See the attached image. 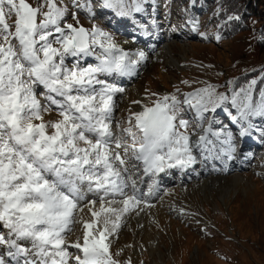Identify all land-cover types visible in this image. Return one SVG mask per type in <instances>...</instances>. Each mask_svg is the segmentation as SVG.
<instances>
[{
	"label": "snow or ice",
	"instance_id": "obj_1",
	"mask_svg": "<svg viewBox=\"0 0 264 264\" xmlns=\"http://www.w3.org/2000/svg\"><path fill=\"white\" fill-rule=\"evenodd\" d=\"M148 2L99 0V6L130 17L143 13ZM60 5L61 0H41L37 7L0 0V264H120L110 237L126 214L151 206L138 183L141 175L189 168L197 163L193 147L204 161L230 159L237 152L232 133L221 140V133L212 131L215 121L205 116L228 101L236 110L229 115L240 125L239 137L255 134L264 143V126L253 122L264 121V86L257 99L253 95L258 80L264 84V69L230 96L212 85L184 94L183 101L163 95L128 117L138 132L128 127L114 133V96L124 89L100 77L135 76L147 56L118 47L101 27L67 23L69 8ZM189 22L196 30L198 21ZM89 57L97 63L86 64ZM41 87L44 104L37 98ZM183 105L195 111L196 126L205 133L192 142L187 131L178 130L189 127L180 116ZM53 108L60 119L45 122L43 113ZM205 121L209 127L203 129ZM84 208L88 220L77 216ZM77 224L82 237L69 244L67 234Z\"/></svg>",
	"mask_w": 264,
	"mask_h": 264
},
{
	"label": "rangeland",
	"instance_id": "obj_2",
	"mask_svg": "<svg viewBox=\"0 0 264 264\" xmlns=\"http://www.w3.org/2000/svg\"><path fill=\"white\" fill-rule=\"evenodd\" d=\"M26 2L37 7L41 0H26ZM81 3L89 6L76 8L73 7L71 0H61L60 6L69 8L67 23L74 26L82 25L86 29H91L93 25L101 27L109 32L118 47L132 50L131 53L141 50L147 56L146 60L137 65L135 76L117 77L114 74L113 77H100L107 83H114L124 89L122 93H116L114 96V133L119 134L122 128L128 127H132L133 132H138L134 127V119L130 125L128 117L132 113L141 111L143 106H153L163 95L175 94L178 100L183 101L184 94L212 85L216 87L217 92H224L230 96L231 89L239 90L241 86H246L250 80L259 78L261 70L264 69V45L256 46L255 29L259 24L255 20L250 22L251 30L222 39L217 35L216 28L210 20L215 9L200 7L189 0H155L154 3L153 0H149L143 13H133L136 22L146 21L142 25L148 31L145 33L139 28H129L131 33H123L117 29V26H123L125 22L131 24L132 16H120L118 21L114 17L113 10L99 6V0H81ZM72 13H75V19ZM190 18L198 21L196 30H193L189 22ZM177 20L181 25L178 29L175 26ZM135 21L134 24H138ZM8 22L12 24L14 17L9 18ZM160 22L165 24L168 35L176 36L177 33L180 36L159 39L165 37L164 33V35L160 34L163 27L159 25ZM156 23L159 28L153 29ZM156 31L159 37L155 34ZM143 33L146 37L155 34V38H147L148 40L144 42L135 40ZM157 38L160 40L158 44L155 42ZM164 40L172 47L176 57L183 56L181 68L171 66L169 60L165 58L166 55L161 53L163 45L160 44ZM96 51L99 52L100 49L97 48ZM132 58L136 59L135 56ZM68 63L70 65L71 60ZM87 63L95 64L97 61L94 57H89ZM247 74L249 77L246 78ZM229 80L235 81L234 85H228ZM182 81L189 83L185 84ZM36 91L37 98L44 104L43 88ZM257 98L258 94L255 99ZM134 101L140 103H133ZM182 107L185 111L181 112L180 116L189 121V127L187 130L183 128L178 130L187 131L192 140L195 135H200L202 128L196 126L200 122L196 118L195 111L189 109L187 105ZM229 113L236 115V110L231 107L230 101L214 113H205L209 120L215 121L212 124V131L222 132L221 136L231 132L235 136L236 129L228 128V121H231L228 119ZM43 116L45 122L60 119L55 108L43 113ZM253 122L264 126V121L259 117L253 118ZM207 125V121L203 122V129ZM234 125L240 127L238 124ZM51 131L52 129L49 128V132ZM235 138L237 139V136ZM252 138L254 139L246 141L249 146L244 143L245 152L256 145L257 141H253L257 139L256 136L253 135ZM221 139L223 140L222 137ZM258 141L260 146L256 154L259 156L261 150H264V144L259 139ZM236 142L238 143V140ZM237 145L239 148L240 143ZM237 151L239 153V149ZM249 154L256 155L252 152ZM253 157L251 162L258 159ZM261 159L263 161L256 162L262 163L263 172L244 169L241 166L232 170L233 174H239L247 181L246 193H238L237 196L234 194L230 199H226L225 203H221L217 193H213L214 197L208 202H201L199 197L195 196L191 200L192 206L187 198L185 209L192 211L190 222L193 224H186L188 219L184 218V214L181 217V212H172V206L175 201L181 199L182 193L181 181H177V178L171 174L172 182L159 184V189L148 199L147 203L151 205L150 207L142 206L136 217H133L132 211L122 218L120 229L110 237L114 258L120 264H129V262L130 264H264V157ZM234 160L236 159L232 161ZM199 162L188 168V179H191L192 172L199 175L201 168ZM142 184V191L144 193L149 191L150 184L146 181ZM77 216L83 220L90 219L87 208H84L83 212H77ZM74 229L73 233L67 234L69 244L76 242L77 237H82V225L77 224ZM69 251L76 250L70 248Z\"/></svg>",
	"mask_w": 264,
	"mask_h": 264
},
{
	"label": "bare ground",
	"instance_id": "obj_3",
	"mask_svg": "<svg viewBox=\"0 0 264 264\" xmlns=\"http://www.w3.org/2000/svg\"><path fill=\"white\" fill-rule=\"evenodd\" d=\"M114 17L117 18L116 20L120 21V16H117L116 14H114ZM135 19H136V16L132 15V21L133 22L131 24H128L127 22H125L123 26H121V25L117 26V29L120 32L129 33L130 32L129 28H139V29H141L140 31H142V32L145 31V33H146L148 31V29L147 28L145 29L144 25H142V23L143 22L146 23V21L142 20V23H139L140 21L138 20L139 22H136ZM134 21L138 24H134ZM159 25L163 26L162 30L160 31V34H163V33L165 34L164 38H160L158 36L159 33L156 31L155 34L159 37V39L162 40L165 38L168 39V38H174V37L180 36V34H177V33H175L176 36L174 34L168 35L167 31L165 29V24L160 22ZM159 25L156 23L155 24L156 27H153V29L154 28L158 29ZM134 26H136V27H134ZM149 28H150V26H149ZM184 28L186 30V26ZM177 29H178V27H177ZM174 30H175V28H174ZM179 30H181V29H179ZM170 33H172V32H170ZM155 34L146 37V36H144L145 34L143 33V34L138 35L136 37L137 39H135V40H139V41L144 42L145 40H148L147 38H149V39H150V37L155 38ZM159 39L158 38H157V40L155 39L156 40L155 42L157 44L160 42ZM162 42H164V43H162ZM162 42L160 44L161 46L163 45L161 47V53L166 55L165 58L167 60H169V63L171 64V66L181 68L183 66V63L181 61L183 56H180L179 58L176 57L173 54L174 52L172 50V47L169 46V44H166V40H164ZM124 50L129 52V53L133 52L132 50H126V49H124ZM139 64H141V62ZM228 122H229L228 128H231L234 130L236 129V131L234 132L235 136H233V137H234V142L236 144L240 143V146L238 148L239 153L237 151V153L233 154L232 158H230V159L225 157V158H222L219 160L218 159H208V160L204 161L202 159V156L200 155L199 149L193 147L194 148L193 155L196 156L197 161H200L199 163L201 165V168L199 170V175H195V173L192 172L190 174L191 179H188L187 178L189 176L188 168H186V169H180V168L166 169L162 174L157 173L154 176H151V178L149 176L141 175L142 177L140 176V180L138 181L140 188L141 189L143 188L142 183L144 181H146L150 184L149 191H146V193H145L146 194L145 199L147 200V202H148V199L151 198L156 193L157 189H159V184L161 185V184L168 182V181L172 182V181H170V180H173L172 179L173 177H171V174H172V175H174V178H177V181H181V183H180L181 187L180 188H181V193H182L181 199L175 201L174 205L172 206L173 207L172 212H175V213L181 212L180 213L181 217L184 214L183 215L184 218L188 219V222H186V224H189V223L193 224L192 222H190V220L192 221V215H191V214H193L192 211L190 209H185V207H187L186 206V204H187L186 199L187 198L189 199L190 203H191V200L195 196H198L199 199L201 200V202H208L209 200H212V198L214 197L212 194L217 193L218 198L221 200V203H225V200L230 199L231 196L234 194L237 196L238 193H246L245 187L248 186L247 181L245 180V178L243 176H241L239 174H233L232 170H234V167H240L241 166L244 169H247V168H249L250 170L256 169V170H260L263 172L262 163H257V162L263 161V159H261V157L262 158L264 157V150H261V152L259 153V156L257 155L258 153L256 150L260 146V142L258 141V139H255L253 141H255V142L257 141V143H256L257 146L256 145L252 146V148L249 151L247 150L245 152V149L243 147L244 143H246V141H251L254 138H252V137H243V138L239 137V127L238 126L236 127V125H234V123H232V121H228ZM208 127H209V124L207 125L206 128H208ZM211 127H212V125H211ZM203 134H205V133L202 130L200 135H203ZM207 135H208L209 139H211L215 142L216 138L214 136H212L211 133H207ZM236 136H237V139L235 138ZM198 137L199 136L195 135L192 138V140L190 139V142L195 141L196 139H198ZM221 137L224 139L225 135L221 136ZM237 140H238V143L236 142ZM245 145L249 146L247 143ZM254 148H256V149H254ZM249 152H252L253 154H256V153L257 154L254 156V155H250ZM252 157L253 158L257 157L258 159L259 158L260 159L259 160L257 159L258 161L255 160V162H251ZM233 159H236V160L232 161ZM249 162H251V163H249ZM212 163L214 164L213 167L211 166ZM237 164H240V165H237ZM247 165H249V166H247ZM166 174H167V176H166ZM175 175H176V177H175ZM178 176H179V178H178ZM225 176H228V177H225ZM150 190H151V192H150ZM149 192H150V194H149ZM142 206H145V205H141L140 208H142ZM191 206H192V203H191ZM140 208L133 211V217L134 216L136 217V215L139 214L138 210Z\"/></svg>",
	"mask_w": 264,
	"mask_h": 264
},
{
	"label": "trees",
	"instance_id": "obj_4",
	"mask_svg": "<svg viewBox=\"0 0 264 264\" xmlns=\"http://www.w3.org/2000/svg\"><path fill=\"white\" fill-rule=\"evenodd\" d=\"M200 7L215 9L210 20L217 35L224 39L251 30L250 22L255 20L259 26L255 29L256 46L264 45V0H189ZM239 17V19H229ZM261 74V72H260ZM249 77L247 74L246 78ZM244 78V77H243ZM245 80H248L246 79ZM242 79V78H241ZM264 86L259 80L254 91V99L259 88Z\"/></svg>",
	"mask_w": 264,
	"mask_h": 264
}]
</instances>
